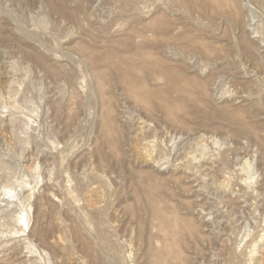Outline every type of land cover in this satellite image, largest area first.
Here are the masks:
<instances>
[{
    "label": "rangeland",
    "instance_id": "rangeland-1",
    "mask_svg": "<svg viewBox=\"0 0 264 264\" xmlns=\"http://www.w3.org/2000/svg\"><path fill=\"white\" fill-rule=\"evenodd\" d=\"M0 223V264H264V0H0Z\"/></svg>",
    "mask_w": 264,
    "mask_h": 264
},
{
    "label": "bare ground",
    "instance_id": "bare-ground-1",
    "mask_svg": "<svg viewBox=\"0 0 264 264\" xmlns=\"http://www.w3.org/2000/svg\"><path fill=\"white\" fill-rule=\"evenodd\" d=\"M151 145H152V144H151ZM244 161H245V160H244ZM245 162H246V161H245ZM245 162H244V163H245ZM246 163H247V162H246ZM245 165H246V164H245ZM245 165H243V166H245ZM211 166H212V165H211ZM246 166H247V165H246ZM243 168H244V167H243ZM242 170H243V169H242ZM249 180H250V179H249ZM25 185H26V184H25ZM30 190H31V189H30ZM6 191H7V190H6ZM0 224H1V223H0ZM8 229H9V228H8ZM14 229H15V228H14ZM3 233H4V232H3ZM14 233H15V232H14ZM0 234H1V232H0ZM16 234H17V232H16ZM252 244H253V243H252ZM27 248H28V247H27ZM252 248H254V247H252ZM255 248H256V247H255ZM255 248H254V249H255ZM254 249H252V250H254ZM32 250H33V249H32ZM252 250H251V251H252ZM25 251H26V250H25ZM255 251H256V249H255ZM31 252H32V251H31ZM251 253L254 254V252H251ZM30 254H31V253H30Z\"/></svg>",
    "mask_w": 264,
    "mask_h": 264
}]
</instances>
